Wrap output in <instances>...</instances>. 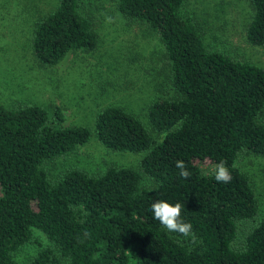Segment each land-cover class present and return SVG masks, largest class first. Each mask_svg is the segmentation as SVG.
<instances>
[{
    "label": "trees",
    "instance_id": "obj_1",
    "mask_svg": "<svg viewBox=\"0 0 264 264\" xmlns=\"http://www.w3.org/2000/svg\"><path fill=\"white\" fill-rule=\"evenodd\" d=\"M85 0H58L33 26L31 51L41 65L94 50L98 38ZM245 39L264 45V0H248ZM128 21L144 24L168 61L171 94L153 99L144 122L118 105L96 113L93 128L64 126L38 103L0 100V264L44 235L25 264H264V219L240 154L264 155V67L209 49L186 0H115ZM142 152L139 168L109 166L92 175L70 168L51 178L46 164L89 141ZM183 161L189 178L180 176ZM225 162L231 179H214ZM200 162H207L203 168ZM143 175L152 185L141 184ZM180 203L185 237L169 232L153 202Z\"/></svg>",
    "mask_w": 264,
    "mask_h": 264
},
{
    "label": "rangeland",
    "instance_id": "obj_2",
    "mask_svg": "<svg viewBox=\"0 0 264 264\" xmlns=\"http://www.w3.org/2000/svg\"><path fill=\"white\" fill-rule=\"evenodd\" d=\"M57 1L0 0V100L7 107L38 103L50 115L59 106L64 126L93 128L97 111L107 105L124 107L146 122L149 103L171 94L168 61L156 35L144 24L124 18L115 0H85L81 9L94 23L96 48L69 52L58 64L41 65L31 51L33 26ZM184 11L201 29L209 49L264 67V45L252 46L245 39L252 13L248 0H186ZM142 155L110 150L93 134L85 144L46 164V169L51 178L70 168L92 175L109 166L138 169ZM236 165L250 177L257 219L263 220L264 155L240 154ZM152 183L143 175L142 185ZM45 244V236L36 234L18 252V264H25Z\"/></svg>",
    "mask_w": 264,
    "mask_h": 264
},
{
    "label": "clouds",
    "instance_id": "obj_3",
    "mask_svg": "<svg viewBox=\"0 0 264 264\" xmlns=\"http://www.w3.org/2000/svg\"><path fill=\"white\" fill-rule=\"evenodd\" d=\"M175 167L180 170L179 174L182 178H189L190 173L187 171V166L183 161H176ZM213 172L214 179L217 182L228 183L231 179V174L225 166L224 161L215 164ZM181 208L182 205L180 203L172 205L160 200L153 202L151 205L154 218L158 220L164 228L169 232H176L187 237L192 234V225L181 220Z\"/></svg>",
    "mask_w": 264,
    "mask_h": 264
}]
</instances>
